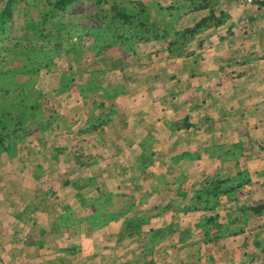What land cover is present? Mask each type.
Here are the masks:
<instances>
[{"label":"rangeland","instance_id":"rangeland-1","mask_svg":"<svg viewBox=\"0 0 264 264\" xmlns=\"http://www.w3.org/2000/svg\"><path fill=\"white\" fill-rule=\"evenodd\" d=\"M128 1L108 0L106 4L97 5L95 2L82 0L73 3L63 12L56 11L52 19L51 14L47 12L51 9L47 1H19L13 6L11 18L6 19V23L0 29V104L15 112L20 105L22 98L20 96H23V108L18 112L27 111L23 122H19L17 127L11 128L13 124L11 123L6 130H0V137L5 144L10 147L16 145L17 154L14 155L16 157L14 164L10 162L8 154L0 148V264H23L20 248L24 245L22 243H25L24 238L27 237L25 235L42 240L50 246L48 251L40 252L42 258L46 260L47 256H51L50 258L58 256L63 259L64 264L84 258L96 262L132 260L135 249L128 248L127 244L133 241L123 235L125 233H122L119 225H111L105 230V236L98 230L110 225L112 221L121 219H124V224L134 221L133 226H138L139 222L134 220L135 218L127 219L133 214H140L138 216L142 217L137 220L159 223L161 226L159 230L164 232L162 237H154L156 230L150 231L147 235L151 244L157 243L161 244V247H167L170 240L172 241L171 237L174 235L167 233L169 229L166 224L170 211H166L163 205L158 206L157 202L167 194L166 191L170 187H166L169 176L176 172L168 169L144 171L137 163L136 156L141 149L146 151L151 149V140L144 139L141 145V142L134 141L129 138L132 136L127 135L128 132L132 135L138 134L152 117L149 104L145 105L143 99L140 101L145 88L143 85L150 83L151 77L156 78V73L166 76L169 67L191 68L189 64L192 63V59L209 72L215 71L211 78L227 67L228 74L222 73L224 75L221 77L218 75L221 80L225 82L233 79L234 83L243 82L239 71L244 69L240 67H235V71L232 69L236 64L245 65V61L225 58L223 60L227 64L225 67L220 66V60L215 59L214 63L208 56H212L215 51L228 49L229 38L221 45L214 43V38L200 45L197 37L193 43H187L181 52L182 54L202 52L204 59L197 58L195 54L189 57L187 54L173 67L177 60L166 59L169 54L166 45L169 39L175 38L177 30L180 31V28H174L173 24L174 22L179 24L184 12L171 7L172 0ZM181 1L183 0L176 2ZM237 1L245 6L243 8L245 12L247 8L255 7L258 3ZM5 2L6 0H0V7ZM118 2L133 11L132 13L138 11L134 3L143 2L153 27H159L162 19L166 21L168 39L146 41L144 40L146 37L143 36H140L141 39L138 36L132 38V35L142 33L136 27L139 24L138 19H135L133 26L132 23L126 24L116 17L118 22L114 21L113 26L109 25L110 21L103 17L107 14L108 17L115 15L116 12L111 13L109 9L113 3ZM204 2L209 6L205 13L210 15L214 10L216 17L214 16L213 20L217 21L219 27L224 26L227 17L222 14L217 17L220 14L219 9H216L218 1ZM196 5H201V2L198 4L191 2L190 11H193ZM162 7H170L168 16L160 11ZM41 15L44 16L43 19H40ZM28 19H31L32 23ZM44 19L46 21L43 23ZM259 27L260 24L256 23L247 30L255 31L257 34ZM41 30L42 35H38ZM235 30L237 37L244 35L242 23H239ZM251 41L257 42V39ZM196 68L200 67L196 64ZM201 68L199 71L202 73ZM136 69L140 70L137 74ZM22 71L31 72L23 74ZM20 75L23 77L14 78ZM12 78L13 84H10ZM144 78L147 81H144ZM159 81L163 80L158 78L155 82ZM240 82L239 84H242ZM244 82L246 83L243 84H248L249 80ZM249 108L243 110L252 112L253 108ZM126 119L127 124L124 123ZM245 121L237 122V125L246 126L249 130L250 127ZM252 124L254 128L251 127V133L257 136V139L254 136L252 139L260 147H264V135H261L263 124L260 120L252 121ZM126 125L129 126L128 130ZM21 132L24 136L31 134V137L19 144L23 139ZM158 145L162 146V143L156 146ZM160 148L162 151V147ZM188 160L189 158H186L184 161L188 163ZM22 164H28L30 170L34 172L28 169L22 171ZM43 164H46L47 173L39 171L35 173L37 171L35 168ZM202 168L200 164H197V167L192 164V168L185 165L186 170H181L182 174L178 177L184 183V191L187 188L199 189L201 187L199 183L213 176L202 171ZM31 173H35L32 175L34 181L7 182L1 179L4 177L6 180H13L20 176L25 180L30 178ZM260 175L254 173L252 178L259 179ZM219 176L225 178L230 175L222 172ZM66 180H70L71 185L63 189L60 186ZM101 180H108L110 183L103 186L104 182ZM34 185L38 186L37 190L34 189ZM113 185H117L115 190L108 192ZM10 190H14L15 195L11 196ZM51 193L50 199L47 197L48 201L40 205L33 217L29 216L26 224L13 221L15 215H22L26 208H32L41 194L49 196ZM256 194L255 196H264V187L256 190ZM18 196L19 198L23 196L25 202L30 197L28 205L17 204ZM79 198L81 200L78 201ZM66 206L68 209H65ZM186 222V219L181 222L178 219L174 224L185 226ZM240 222L244 223V220ZM189 226L194 228V222L189 220ZM175 228L176 226H173L171 230ZM229 228L237 230V227ZM247 230L252 232L251 242L249 240L243 244L241 237L229 241L224 236L227 234L222 232L223 238L214 239L213 243L204 245L199 251L196 242L202 240V233L197 234L196 230H193L195 234L185 238V240L191 238V244L185 251L189 255L185 259L190 264L215 262L264 264V219L254 222L253 225L249 224ZM41 232L47 234L40 237ZM137 237L130 238L140 240L141 236ZM182 239L183 237H180L179 241L183 242ZM254 240L257 241V245ZM90 241L98 244L88 248ZM122 242L125 243L124 246L117 245ZM83 245L87 248L80 250L79 254L63 251ZM14 246L15 252H10V248ZM115 247V250H109ZM218 249H221L220 253L217 252ZM208 250L210 254H207ZM96 252L99 254H94ZM58 253L60 254L56 255ZM165 255L172 261H180L176 251L170 250Z\"/></svg>","mask_w":264,"mask_h":264},{"label":"crops","instance_id":"crops-1","mask_svg":"<svg viewBox=\"0 0 264 264\" xmlns=\"http://www.w3.org/2000/svg\"><path fill=\"white\" fill-rule=\"evenodd\" d=\"M176 1H171V7H174V9H180L184 12L181 16L179 24L175 22L173 24L174 28H180V31L177 30V32L181 33L183 30L193 27L196 23L203 18H207V15H209L205 13L209 10V6L204 2V0H183L179 3ZM217 1L218 5L216 9H219L220 12L217 17L221 14L222 16L226 15L227 18L224 17L227 19L226 24L219 27L217 21H214L216 12L213 10L210 13L215 17L207 19V26L203 28L193 40L195 41L198 37L200 40L198 43L203 45L206 41L216 38V40L213 39V42L221 45L222 42L226 43L227 38H229V42H227L228 49L220 50L221 53L215 51L212 56L209 55L208 57L209 59H213L214 63L215 59L220 60L219 65L224 67L225 64H227L223 60L225 58L244 60L245 65L236 64L232 69V71H235V67L244 69L239 71L240 79L243 81L239 82L242 84H239V82L234 83L233 79L224 82L221 78H219V76L221 77L224 74H228L226 72L227 67L217 72L219 76H216L218 77L214 74L213 78H211V74L215 71L209 72L204 66H199L198 62L195 63V59H192V63L189 64L191 66V68H188L189 70L187 68L181 69L169 67L167 74H165L166 76L162 74V76H160L158 75L159 73H156V78H150L153 83L149 81L150 83L143 85L145 88H143V96L140 101L142 102L143 99L145 105L149 104L148 108H150V114L152 116L150 120L147 121V126H143L138 134L132 135L131 132H128L127 134L128 137L132 136L129 138H132L134 141H139V143L144 139L151 140V149L149 151L141 149L139 150L138 156H136L137 163L143 167L144 171H161L168 169V171L176 172L175 174L169 176L170 178L166 187H170L169 190L166 191L167 194L158 199L157 205H163L164 208L171 203V197L177 190L191 196L192 193L198 189L189 190V188H187V190L184 191V183L182 179L178 177L182 174L181 170H186L184 169L185 165H189V167L192 168V164L196 167L197 164L203 166L202 171L204 170V172L208 173V175H214L217 173L221 174L222 172H227V174L232 175L237 169H240L241 171L245 170L249 173L250 179L252 180L253 198H251V200H264V196H255L257 195L256 190L264 187V147H260L259 144L252 139L254 135L251 133V127L254 128L252 121L255 122L256 120H260L261 124H263L261 127V135H264V13L256 10L254 6L249 7L250 9L246 6L247 12H245L243 10L245 6L241 5L237 0H227V3L225 1L221 2V0ZM191 2H195V4L201 2V5L196 6L197 8L201 7L200 10L190 11ZM228 5L230 6L227 7ZM245 14L246 16H244ZM239 23L243 24L244 35L237 37V31L235 28L239 25ZM256 23L260 24V29L257 34L255 31L247 30L249 26L251 27L252 24ZM234 34L235 36L233 37L232 35ZM250 36H252V38ZM251 39H257V42H253ZM193 40L190 41V43H193ZM225 48L226 44L224 46V49ZM187 54L190 55L189 57L195 54L197 58H202V60L204 59V54L202 52L200 54L198 51L186 54L181 53L180 55L176 53L172 55L168 54L166 59L171 61L177 60L175 65H173L174 67L177 66L179 63L178 61L183 59ZM248 59H253V61H249ZM196 64L198 67H202V73L199 71L200 68H196ZM220 66L219 68H221ZM135 71L137 74L140 70L136 69ZM168 73H171V75H168ZM158 78L163 81L155 82ZM248 80V84H243L246 83L244 81L248 82ZM144 81H147L146 78H144ZM249 107L253 108L252 112L243 110L244 108ZM243 120H246L245 123L250 127L249 130H247L246 126L237 125V122ZM127 122L128 119L124 121L125 124H127ZM126 127L128 130L129 126L126 125ZM254 137L257 139V136ZM207 138L208 140H206ZM159 141L162 143V146H156L160 143ZM261 145L263 146V144ZM160 147H162V151ZM142 155H146L150 158L147 168L146 165L142 164L140 161V156ZM183 157L189 158L188 163L184 161L186 158ZM46 164L36 167L35 169H37V171L35 173L38 171L45 172ZM21 169L22 171L24 169L30 170L28 164H22ZM177 171L179 172L177 173ZM31 172L34 171L32 170ZM35 173H31L30 178L25 180L23 179L24 177L21 178L20 176L18 177L21 179L17 178L13 180H6L4 177L1 179L7 182L20 180L23 182H28V180L34 181L32 175H35ZM46 173L47 172H45V174ZM254 173L257 174V176L260 175L259 179L254 180L252 178V174ZM101 181L104 182L103 186L110 183L108 180ZM69 182L71 183L70 180ZM200 184L201 183H199V185ZM179 186L182 188H178ZM36 187L38 186H35L34 189L37 190ZM116 187L117 185H113V188H110L108 192H111L110 190L114 191ZM22 190L24 191V189ZM99 191H101V189H99ZM10 194L11 196L15 195L14 190H10ZM51 195L52 193L49 196L41 194V197L37 199L36 204H34L32 208H26V212L22 215H15L13 221L18 222L19 224H26L29 216L31 215L33 217V214L39 210L40 205L47 202V199H50ZM29 200L25 202L26 200L23 196H20L19 200L16 202L21 206H26L28 205ZM187 200L188 198L182 204L189 201ZM138 215L140 214H133L127 219L135 218L134 220L139 222L137 219L142 217ZM23 216H25V218H23ZM177 219L178 218L170 211L166 224L170 220L175 222ZM123 220L124 219H121L120 221H112L110 225L99 229L98 232L105 236V230L111 225H119L122 233H125L123 235L133 241L127 244L128 248L135 249L134 258L132 260L115 259L113 261L108 260L96 262V260H87V258H84L79 261L71 260L69 264H176L177 261H172L168 258L169 256L165 255L170 250L174 252L176 251L177 255L179 254L180 261L177 262L178 264H190L188 260L185 259V257H188L189 255L185 251L188 250L191 244V238L183 241V243L187 244V246H180V244L178 245V243L174 240V237H171L172 241L170 240V244H168L169 246L161 247V244H151L148 241L149 238H147L149 232L152 231L151 229L154 230L161 228L159 223L153 224L149 222L144 226H141V224L138 223V226H133L135 223L134 221H132L131 224H124ZM61 228L62 227H60V229ZM193 230H196L197 234L202 233L200 229ZM193 230L191 229V234H195V231ZM46 234V232H41L39 235L40 237H44ZM25 236H27L24 238L25 243H27V241H25L26 239H31L30 241H40L39 239L35 240L30 238L28 235ZM133 236H141V241L130 238ZM40 242L42 244L30 247H27L25 243H22L24 245L20 248L22 250L20 255L23 257V264H64L63 259L58 256H53L52 258H50L51 256H47V260L42 258V254H40V252L42 250L48 251L50 246L45 244L42 240ZM97 244L98 243L90 241L88 243V248H93ZM119 244L124 246L125 243L122 242L117 245ZM196 244L198 251L202 250L204 247L203 237L202 240L196 242ZM84 245L78 248L64 249L63 251H68L70 254H79L80 250L87 248V246ZM15 247L16 246L10 248L9 251L15 252ZM116 247L110 248L109 250H115ZM194 247L196 248V245H194ZM59 254L60 253L56 255ZM94 254L98 255L99 252ZM215 264L220 263L215 262Z\"/></svg>","mask_w":264,"mask_h":264},{"label":"trees","instance_id":"trees-1","mask_svg":"<svg viewBox=\"0 0 264 264\" xmlns=\"http://www.w3.org/2000/svg\"><path fill=\"white\" fill-rule=\"evenodd\" d=\"M19 1L24 0H6L5 4L0 7V29L3 28V25L6 23V19L11 18L13 14V6H15ZM45 1H47L49 6L51 7V9L47 12L51 14L50 17L52 19L55 17L54 13L56 11L63 12L73 3L82 0ZM84 1L95 2L97 5H100L106 4L108 0ZM128 2H130V0ZM134 5L135 9L138 8L137 13H132L133 11L128 9L126 6H123L121 2L113 3L109 11L111 13L116 12L115 15H113L112 17H108L107 14L103 18H107V20L110 21L109 25L111 26L115 24L114 21H117L116 17H119V20L121 19V21L125 22L126 24L132 23V25L135 19H138L139 24L136 27L142 33L139 32L138 34H134L131 36L132 38L138 36L141 39L140 36H143L146 37L144 38V40L146 41L160 38L168 39V28L166 21L162 19V24L159 27H153L150 21V16L147 14V11H145V9L147 8L145 4L143 2H135ZM169 8L162 7L160 11L165 12L164 15L168 16ZM200 8L194 7L193 10H197ZM255 8L261 13H264V1L256 3ZM212 17H214L213 14H211L210 17L203 18L193 27L185 29L181 33L176 32L174 34L175 38L169 39L170 41H168L166 45V49L168 50L169 54L176 51V54L180 55L182 53L181 50L186 46V44L190 43V41H192L201 32V30L207 26V19H211ZM41 18L43 19L44 16L41 15L40 19ZM45 19L43 23L46 21ZM28 20H30V22L32 23L31 19ZM42 33L43 31L41 30L40 32H38V35H42ZM178 37L180 39H178ZM30 72L31 71H22L21 73L24 74ZM12 74L13 73L11 72L10 75ZM20 77H23V75L14 78ZM10 84H13V78L12 81L10 80ZM20 97H22L20 100V105H18V110L15 112H11L12 109L8 110L5 106L0 104V130H6L8 125L11 123H13L11 128H15L14 126L17 127L19 122H23L27 111L25 110L24 112H18L19 109L23 108L24 101L23 96ZM17 98H19V96ZM29 137H31V134L27 136L23 135V139L19 142V144H22L27 141L26 138L29 139ZM0 148L1 151H4L8 154L10 162L12 161L15 164L14 155H17L15 151L16 145L14 147H10L9 145L5 144L4 140L0 137ZM140 157L141 163L146 165L147 168V165H149L150 158L146 155H142ZM70 185L71 183L68 180L61 184V188H65ZM200 186L201 187L194 191L191 196H188L186 193L180 190H177L172 195L171 203H169L164 209L166 211H171L180 220V222L184 219H186L187 222L184 227H180L178 226V224L175 225L174 221L170 220L167 223V227L169 229V232L167 233H173L174 240L178 243V245L180 244V246H183L184 243L182 241H179V238L183 237V239L185 240L187 236H191V229H200L202 231L204 245L213 243L214 239L223 238V236H221L223 235L222 232L227 234L224 236H226L225 239L229 241H234L235 238L241 237L243 244H246L247 241L249 242V240L251 242L250 238L252 237V232L250 230H247V226L249 224L253 225L254 222L264 219V200L255 202L251 200L253 193V185L249 173L237 169L232 175L227 176L225 178L219 176V174L217 173L211 178H207L206 180L201 182ZM187 198L189 201L187 200L188 202L182 204ZM79 200H81V198H79L78 201ZM65 209H68V206H66ZM242 219L244 220V223L240 222ZM189 220L194 222V228L189 226ZM139 223L141 224V226H144L148 224V221L139 220ZM173 226H176V228L174 230H171ZM229 227H237V230H231ZM154 230H156V232L153 234L154 237H162L164 235V232H162L161 230ZM30 240L31 239L25 240L27 241V243H25L27 247L38 246L42 244L40 241ZM254 243L255 245L258 244L256 240H254ZM220 250L221 249H218L217 252L220 253ZM210 253L211 252H209L208 250L207 254Z\"/></svg>","mask_w":264,"mask_h":264},{"label":"built area","instance_id":"built-area-1","mask_svg":"<svg viewBox=\"0 0 264 264\" xmlns=\"http://www.w3.org/2000/svg\"><path fill=\"white\" fill-rule=\"evenodd\" d=\"M246 2H248V3H253V2H262V1H264V0H245Z\"/></svg>","mask_w":264,"mask_h":264}]
</instances>
